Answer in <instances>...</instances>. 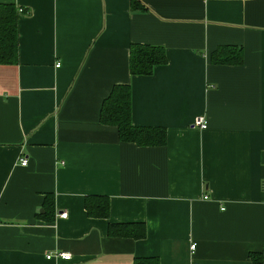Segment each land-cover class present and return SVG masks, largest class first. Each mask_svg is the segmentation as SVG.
<instances>
[{"label":"crops","instance_id":"1","mask_svg":"<svg viewBox=\"0 0 264 264\" xmlns=\"http://www.w3.org/2000/svg\"><path fill=\"white\" fill-rule=\"evenodd\" d=\"M7 4L0 264H251L250 253L264 264V0ZM132 45L162 48L165 64L130 75ZM219 48L240 49L241 64H211ZM117 85L129 86L130 124L164 129L163 146L120 142L99 123ZM87 196L107 198V218L86 216ZM127 223L145 237L107 236ZM55 252L70 259H45Z\"/></svg>","mask_w":264,"mask_h":264},{"label":"trees","instance_id":"2","mask_svg":"<svg viewBox=\"0 0 264 264\" xmlns=\"http://www.w3.org/2000/svg\"><path fill=\"white\" fill-rule=\"evenodd\" d=\"M16 62V28L14 8L12 5H0V64L13 65ZM163 49L148 45H132L128 51V70L130 75H150L155 66L165 64ZM213 65H240L242 52L238 48H219L209 55ZM130 94L128 85H117L102 101L99 111L101 125L116 128L120 142L132 143L138 147L163 146L166 133L162 128L134 127L130 124ZM49 197L46 196L45 200ZM89 218L105 219L108 215L106 197L87 196L83 203ZM108 237L130 238L134 240L145 237V227L141 223L108 224ZM251 264H262L259 254L250 253ZM132 264H158L154 259H134Z\"/></svg>","mask_w":264,"mask_h":264},{"label":"built area","instance_id":"3","mask_svg":"<svg viewBox=\"0 0 264 264\" xmlns=\"http://www.w3.org/2000/svg\"><path fill=\"white\" fill-rule=\"evenodd\" d=\"M191 126L197 128L199 130H204L206 128V123L201 118L197 117L192 121ZM19 162H20L21 166H24L26 163V160L21 159ZM203 199H206V196H203ZM65 217H66V215L64 213H61L59 215V218H61V219H65ZM194 248H195L194 243L189 245V247H188L189 255L193 254ZM45 259H47V260L58 259V260H62V261H68L70 259V255L68 253L55 252L53 254L47 255L45 257ZM190 264H195V263L191 262Z\"/></svg>","mask_w":264,"mask_h":264}]
</instances>
